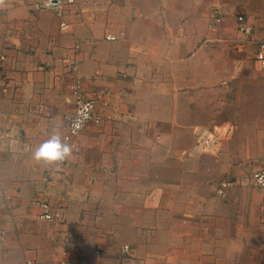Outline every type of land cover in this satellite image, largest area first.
Wrapping results in <instances>:
<instances>
[{
  "label": "crops",
  "instance_id": "1",
  "mask_svg": "<svg viewBox=\"0 0 264 264\" xmlns=\"http://www.w3.org/2000/svg\"><path fill=\"white\" fill-rule=\"evenodd\" d=\"M7 1L0 5V55L8 58L0 69V264H210L206 250L224 246L227 254L225 210L205 209L199 241L185 234L198 226L195 213L180 209L191 196L182 188L200 162L180 157L181 104L197 85V46L211 38L196 30L201 15L249 9L259 27L240 15L257 29L253 39L239 33L237 18L236 30L255 54L264 0H75L61 15L34 9L46 0ZM75 83L100 121L73 139L65 164L37 162L33 153L54 127L64 138ZM254 124L241 161L225 166L229 154L221 156L229 181L264 163V116ZM252 187L263 191L251 205L253 233L264 231V190ZM43 201L62 221L38 218ZM248 264H264V253L253 252Z\"/></svg>",
  "mask_w": 264,
  "mask_h": 264
},
{
  "label": "rangeland",
  "instance_id": "2",
  "mask_svg": "<svg viewBox=\"0 0 264 264\" xmlns=\"http://www.w3.org/2000/svg\"><path fill=\"white\" fill-rule=\"evenodd\" d=\"M13 1L8 0L7 3H13ZM32 2L30 1L31 4ZM216 9L218 8L206 10L201 15L204 22L197 24L196 28L198 33L206 31L211 38L207 39V45H204V41H202V44L197 46L196 56L192 62V65L195 64V72L191 73L195 77L197 85L192 89L193 93L191 92L189 97L182 100L181 105L184 108L185 116L182 117L184 128L179 131V133L181 132L178 141L181 150L180 157L182 154L183 158H186L184 154L192 148L194 143L192 131L196 125H212L223 119H229L235 125L236 131L232 140L222 146L216 156L199 157L195 160L200 162L196 168L194 167L195 178L189 175L188 177H191L188 178V186L182 188L189 191L191 196L189 200L181 201L180 209H188L190 213H195L198 230L185 234L196 235L197 241L200 240L203 233L200 227L204 222L203 214L207 212L205 209L210 208L216 214H220V211H227L228 223L225 227L229 242L227 254L222 256V252L226 251V248L222 246L223 251L220 248L203 252L205 256L212 255L205 259L208 262L210 259L215 260L210 264H248L253 252L257 256L264 253L263 247L252 246L257 240L264 242V231L261 229L260 232L255 230L252 233L250 230L253 225L252 202L259 200L260 194L263 192L252 187L251 174L259 169H264V163L252 169L248 178L245 176L242 180L237 178L231 180L232 186L224 192V195L218 194V188L224 179L229 181L227 179L231 177L223 171L221 156L224 153L229 154L225 157V166L230 163L237 164L242 160L244 152L248 150L249 146H253L251 141L254 134L252 131L254 122L259 121L260 116H264V78L254 60L253 51H249L247 43L243 42L236 30V18L240 14L248 15L250 21L254 22L253 15L248 14L249 9L242 7L241 9L219 8L223 17L217 26L213 18ZM256 10L264 12V8ZM44 13L46 14V12ZM40 23V28L46 24ZM254 25L260 26L255 22ZM214 27L216 28L214 29ZM8 29L12 30L11 23ZM35 36H37L36 33ZM41 42L42 39L34 40L36 45ZM179 43L183 47V42ZM185 90L181 89L182 93L185 94ZM188 90L191 91L190 88ZM230 146L232 147L230 148ZM244 188H248V190H243ZM249 189L253 195L246 197L247 200L241 198L244 197L243 191H249ZM215 217L220 219V215ZM206 221L208 222V219ZM210 223L211 221H209ZM204 236L206 240H210L211 231L205 232ZM121 252L125 256L123 258L129 257V255H124L123 251Z\"/></svg>",
  "mask_w": 264,
  "mask_h": 264
},
{
  "label": "built area",
  "instance_id": "3",
  "mask_svg": "<svg viewBox=\"0 0 264 264\" xmlns=\"http://www.w3.org/2000/svg\"><path fill=\"white\" fill-rule=\"evenodd\" d=\"M5 3V2H4ZM75 4V0H46L42 3H34L35 10L53 11L57 15H61L63 8ZM222 12L216 9L213 13V18L216 22V26L222 21ZM238 31L242 36L246 37V40L251 41L253 39L257 29L250 25L248 18L244 15H239L237 17ZM216 27H214L215 29ZM251 38V39H250ZM112 37H107V40H113ZM255 62L258 65L261 75L264 77V39L260 40L256 45V51L253 55ZM6 55H0V69L3 68L4 64L7 62ZM72 97H73V107L64 115L62 125L66 130L64 138L68 139V142L72 145L73 151L76 147L73 143V139L78 136L85 126L91 121H100V118L95 115L94 107L96 103L91 102L85 94L83 93L79 83H75L72 86ZM84 104H90L92 106L91 111L88 113V119L84 121L83 126L78 132L73 134L71 129V123L76 119L79 111ZM235 133V125L229 119H223L216 124L212 125H199L193 129L194 143L192 148L187 151L184 155L188 159H196L199 157L216 156L224 143L230 141ZM66 161L60 163L65 164ZM48 182V179H44ZM251 184L253 186L264 190V169H259L251 174ZM232 186L231 181H224L220 184L218 188V194L224 195V192ZM42 213L38 218L46 222H57L62 221V216L60 212L53 211L51 205L47 201L41 202ZM5 233L1 232L0 236L4 237ZM123 254L129 255L130 247L125 246L123 248ZM27 264H31L30 261Z\"/></svg>",
  "mask_w": 264,
  "mask_h": 264
},
{
  "label": "clouds",
  "instance_id": "4",
  "mask_svg": "<svg viewBox=\"0 0 264 264\" xmlns=\"http://www.w3.org/2000/svg\"><path fill=\"white\" fill-rule=\"evenodd\" d=\"M4 2L5 0H0V5H3ZM91 108L92 106L90 104L83 105L76 119L71 123L73 134L78 132L83 126L84 121L88 119V113L91 111ZM72 151L73 148L68 142V139L62 138L61 129L54 127L50 138L35 149L33 158L37 162L62 163L71 157Z\"/></svg>",
  "mask_w": 264,
  "mask_h": 264
}]
</instances>
